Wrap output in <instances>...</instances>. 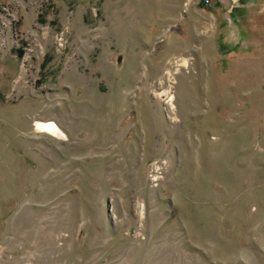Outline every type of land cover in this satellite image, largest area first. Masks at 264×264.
<instances>
[{
	"label": "rangeland",
	"instance_id": "1",
	"mask_svg": "<svg viewBox=\"0 0 264 264\" xmlns=\"http://www.w3.org/2000/svg\"><path fill=\"white\" fill-rule=\"evenodd\" d=\"M249 2L0 0V264H264Z\"/></svg>",
	"mask_w": 264,
	"mask_h": 264
},
{
	"label": "crops",
	"instance_id": "2",
	"mask_svg": "<svg viewBox=\"0 0 264 264\" xmlns=\"http://www.w3.org/2000/svg\"><path fill=\"white\" fill-rule=\"evenodd\" d=\"M212 1V3H208V4H203L200 6H197L196 4H192L189 6L188 11H200L201 13H203L204 11H207L208 9L211 11L212 16L214 17V21L216 22L217 20L223 18L221 21L224 20V15H222V13H227L229 15L232 13H235L237 17H241L242 14V10H243V5L244 1L247 0H210ZM249 1V0H248ZM255 2H261L264 5V0H254ZM249 3H252V0H250ZM207 8V10H206Z\"/></svg>",
	"mask_w": 264,
	"mask_h": 264
},
{
	"label": "bare ground",
	"instance_id": "3",
	"mask_svg": "<svg viewBox=\"0 0 264 264\" xmlns=\"http://www.w3.org/2000/svg\"><path fill=\"white\" fill-rule=\"evenodd\" d=\"M37 124H38V127L41 129H47L53 133L61 134L55 122L38 121Z\"/></svg>",
	"mask_w": 264,
	"mask_h": 264
}]
</instances>
